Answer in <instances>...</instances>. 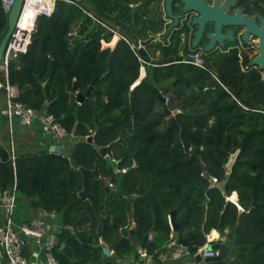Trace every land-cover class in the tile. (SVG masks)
<instances>
[{
  "label": "trees",
  "instance_id": "obj_1",
  "mask_svg": "<svg viewBox=\"0 0 264 264\" xmlns=\"http://www.w3.org/2000/svg\"><path fill=\"white\" fill-rule=\"evenodd\" d=\"M85 1L87 7L78 0H57L49 16L36 19L26 52L8 64L7 80L18 89L16 99L53 114L73 135L64 141L67 154L49 152L48 147L18 151L13 170L6 117L0 112V192L15 180L17 195L33 210L61 219L51 248L58 264H117L130 254L136 263L129 264H146L136 243L159 264L173 210L175 240L191 254L207 243L212 230L224 236L235 226L229 254L203 264H264V88L257 76L252 100L239 96L248 110L229 94L219 95L214 65L209 70L180 63L147 66L151 80L132 85L140 67L136 56L123 40L113 50L101 48V40L111 33L92 25L91 0ZM95 2L101 15L106 0ZM7 20L0 2V42ZM225 72L233 89L230 61ZM5 80L0 68L3 106ZM89 85V95L79 103L77 94ZM161 88L177 91L165 96L175 118L168 130L170 115L156 95ZM103 145L118 160V169H125L120 180L97 151ZM80 168L88 170L93 204L78 195L83 189ZM108 181L115 186L110 188ZM233 191L241 211L226 199ZM202 204L206 213L201 226ZM122 227L128 228V236L120 233ZM149 231L154 243L146 245L143 235ZM216 236L213 231L211 237ZM103 246L113 254L105 255Z\"/></svg>",
  "mask_w": 264,
  "mask_h": 264
},
{
  "label": "flooded vegetation",
  "instance_id": "obj_2",
  "mask_svg": "<svg viewBox=\"0 0 264 264\" xmlns=\"http://www.w3.org/2000/svg\"><path fill=\"white\" fill-rule=\"evenodd\" d=\"M201 1L207 9H220L225 17L217 20L206 17L195 44L193 41L200 21L194 22V18L202 14L194 8L185 9L186 3L182 0L170 1L171 15L167 0H106L100 6L101 15L95 0H91L88 7L92 25L96 27L99 24L111 33L108 40L102 39L106 45L101 42V48L113 50L123 40L136 56L140 67L132 85L151 80L147 66L154 69L175 63L190 64V55L198 53L203 69L215 66L219 95L229 94L248 110L249 105H245L239 96L252 100L254 76L264 88V65L261 66L264 61V0ZM113 37H116L114 42ZM207 45H210L208 49ZM173 49L176 53H172ZM176 56L180 59L175 60ZM169 57H173V61L166 63ZM257 59L260 61L256 62ZM228 61L233 64V89L225 81ZM152 84L157 88L153 81ZM176 93L174 88H161L156 95L165 97ZM107 184L110 188L115 186L111 181Z\"/></svg>",
  "mask_w": 264,
  "mask_h": 264
},
{
  "label": "built area",
  "instance_id": "obj_3",
  "mask_svg": "<svg viewBox=\"0 0 264 264\" xmlns=\"http://www.w3.org/2000/svg\"><path fill=\"white\" fill-rule=\"evenodd\" d=\"M56 1H22L15 29L7 40L0 60V68L3 70L6 78L3 85L5 105L1 113L6 117V128L9 134L7 148L12 160L13 170H15L14 160L17 152L13 137L15 124L39 126L41 132L48 137L50 145L55 142L58 143L63 135L68 134L53 114L46 111H37L18 101L16 99L18 96L17 87L10 84L7 80L9 62L20 53L26 52L31 41V32L33 31L36 19L42 15L49 16L54 9ZM0 2L3 10L8 13L14 0H0ZM189 63L203 68L202 59L198 53L190 55ZM59 132L62 133V136L58 138V135L60 136ZM211 179L212 183L217 182L216 177L213 176ZM109 186H112V184L109 183ZM16 200L17 190L16 181L14 180L13 185L8 191L0 192V257L5 259L6 264H58L51 251L55 243L54 228L57 227L53 228L51 221L56 220L58 218L57 215L44 212L16 223L14 219ZM233 203L240 208L236 201ZM168 222L172 230L169 214ZM208 238L209 235H207V243L198 248L194 254H191L186 246L172 241L169 247V257L175 260L183 257L193 259L196 253H200L202 258L215 256L217 255L216 250L206 249V246L210 242ZM139 255L143 259L149 258V254L145 248L139 251Z\"/></svg>",
  "mask_w": 264,
  "mask_h": 264
},
{
  "label": "water",
  "instance_id": "obj_4",
  "mask_svg": "<svg viewBox=\"0 0 264 264\" xmlns=\"http://www.w3.org/2000/svg\"><path fill=\"white\" fill-rule=\"evenodd\" d=\"M22 1L23 0H14L13 4H12V6H11L9 12H8L7 30H6L2 40L0 42V60H1L4 48L6 46L7 40L12 35V32L15 29L16 20H17L18 14H19L20 9H21ZM170 1L171 0H167V9H168V13L171 15V12H170ZM182 1L186 3L185 9L194 8V9L198 10L199 13L202 14L201 16L194 18V22L200 21V28H199V30H198V32L196 34V38L193 41L194 44L198 40L202 22L204 21V19L206 17L211 19V20H213V19L217 20L218 18H224L225 17V15L218 8H211V9L205 8L201 0H182ZM173 17L175 19L177 18V16H173ZM209 47H210V45H207L206 49H208ZM174 59L175 60H179L180 57L176 56ZM170 61H173V57H169L168 59L165 60L166 63L170 62ZM257 61H260V60L257 59L256 62ZM263 65H264V61H262V63H261V66H263ZM44 83L45 82H43L42 84L44 85ZM90 90H91V85L88 86V89H87V91L84 94H81V93L77 94V98H78V102L79 103H81L84 100V98L89 95ZM158 98H159L160 102L163 104L165 113L170 115L171 122H170V124L167 127V130H168L171 127L175 126L174 112H172L170 109H168L165 97H163L162 95L159 94ZM87 140L88 141H92V137L88 136ZM48 151L49 152H55V153L63 155V156H65L67 154L66 146L63 143H59V142L58 143L55 142V143L51 144L48 147ZM97 151H98L99 155L104 157L105 160L108 162V164L111 166L115 177L118 180H120L122 178V176H123V173H124L125 169L124 170L118 169V167H117L118 160H115V159L109 157V155L107 154L105 145L100 146ZM233 158H234V155L230 158V160H229V162L227 164V168L228 169H229V167H230V165H231V163L233 161ZM69 162H70V165L72 167L76 166V162H75L73 157H69ZM80 170L82 172L83 189L78 193V195H79L80 198L88 199L93 204V196H92V194L89 191L90 183L88 181V170L85 169V168H80ZM226 180H227V177H225L224 180H222L219 183V186L223 187L225 182H226ZM229 201H231V200L229 199ZM201 207L203 209V214H202V219H201L200 225L202 226L203 222L205 220L206 205L202 204ZM238 209L240 211L242 210L241 208H238ZM251 211H252V208H250L248 211H246V213L249 215L251 213ZM96 212L98 213L97 209H96ZM174 213H175V210H173L170 213V222H171L172 230L173 231H177L178 225H177V223L175 222V220L173 218ZM99 220H100V217H99ZM67 227L70 228V229H73V226H71V225H68ZM58 231H59V229L57 227L54 228V233L55 234L58 233ZM234 231H235V226H232L230 228V230L227 231L226 234L223 237L219 238L218 241H216V242H214L212 244H208L206 246V249H208V250H216L217 251V255L202 258L200 253H196L194 255V261H192V262H190L188 264H199L200 262H204V263H206V262H217V261L221 260L222 258H225L229 254V252H230V250L232 248L233 241H234ZM120 233L123 236H127L128 235V230L125 227H122V228H120ZM148 237H149V232H145L144 235H143V242L146 245L154 243L153 240H151ZM102 250H103V253L105 255H109L110 254V250L108 249L107 246H103ZM0 264H4L1 257H0Z\"/></svg>",
  "mask_w": 264,
  "mask_h": 264
},
{
  "label": "crops",
  "instance_id": "obj_5",
  "mask_svg": "<svg viewBox=\"0 0 264 264\" xmlns=\"http://www.w3.org/2000/svg\"><path fill=\"white\" fill-rule=\"evenodd\" d=\"M3 107L4 106L0 102V112L2 111ZM17 128H18V137H19V135H21V137H23V139H21V140L19 138H17V148L18 147L20 148L21 144H23V145H31L32 144V145L35 146L34 150L37 151V150H40V149H43V148H47V147L50 146V141H49L48 138H46V137L45 138H42V137L40 138L39 132H41V129H40L39 126L33 125L31 127H27V126L18 125ZM62 143L64 144V142H62ZM23 151H25V150H23ZM226 199L228 201L230 199L231 202H234V201L237 202V194H236V192L233 191L230 196L226 197ZM16 203H15V207H14V209H16L15 210V217H14L16 223H20L21 221H24L25 219H28V218H31V217H34V216H37V215L40 214V212H38L36 210H33V208L31 207V205L29 204L28 200L25 197H22V196L18 195V200H16ZM59 220H61V219L58 217L57 220H52L51 221V223L53 225V228L56 227L57 225H58L57 228H59ZM126 229L128 230V228H126ZM213 231H215L217 233L216 237H211V233ZM175 233H176V231L170 230L169 240H168V242L165 243V249L166 250H165L164 253H162L158 257L159 264H188V263L194 261V258L192 259L190 257H183L181 259H176V260L175 259H171L169 257L170 243L172 241L176 242ZM153 234L154 233L152 231H149V237H150L151 240H152ZM220 237H223V236H221L219 234V232H217L216 230H212L210 232L209 238H208L209 241H211V242H209V244H212V242L214 243V242L218 241V239ZM135 248H136V251L138 252V254H139L140 250L144 249V247L140 246V244H138V243H136ZM146 251H147V249H146ZM112 254H113V251L110 250V254L109 255H112ZM141 260L145 261L146 264H156L153 261V259H152L150 254H149V258L148 259L141 258ZM116 262H117V264H129L131 262L136 263V260L133 258V254H130V255L125 256L122 259H117ZM199 264H203V262H200Z\"/></svg>",
  "mask_w": 264,
  "mask_h": 264
},
{
  "label": "rangeland",
  "instance_id": "obj_6",
  "mask_svg": "<svg viewBox=\"0 0 264 264\" xmlns=\"http://www.w3.org/2000/svg\"><path fill=\"white\" fill-rule=\"evenodd\" d=\"M79 2H80V4L82 5V6H84V7H87V3H86V1L85 0H78ZM97 29H102L101 28V26L99 25V24H97ZM116 40V37H113V39H112V42H114ZM101 42L103 43V45H106V43H105V41L104 40H101ZM110 44H111V42H110ZM17 126H18V124H15L14 125V133H13V137H14V140H15V146H16V151L18 152V151H23V150H27L26 152H36L34 149H35V146L34 145H23V144H21L20 145V148L18 147L17 148V138H19L20 140L21 139H23V137H21V135H19V137H18V128H17ZM60 133V136L58 135V138L59 137H61L62 136V133L61 132H59ZM39 136H40V138L42 137V138H48L47 136H45L42 132H39ZM72 134H65V135H63L61 138H60V141L59 142H64L65 141V139L66 138H69V139H71L72 138ZM92 137V136H91ZM29 138V137H28ZM65 145H66V147H69V144L66 142L65 143ZM17 200H18V195H17ZM17 204V203H16ZM15 210L16 209H14V217H15ZM55 220V219H54ZM57 220V219H56ZM3 260V262H4V264H6V262H5V259H2Z\"/></svg>",
  "mask_w": 264,
  "mask_h": 264
}]
</instances>
